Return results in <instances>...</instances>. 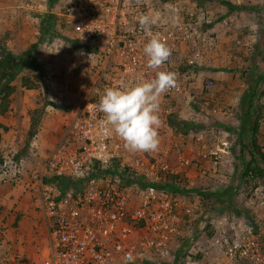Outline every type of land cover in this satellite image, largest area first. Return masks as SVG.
<instances>
[{
  "label": "rangeland",
  "instance_id": "1",
  "mask_svg": "<svg viewBox=\"0 0 264 264\" xmlns=\"http://www.w3.org/2000/svg\"><path fill=\"white\" fill-rule=\"evenodd\" d=\"M77 1L53 0L49 7V0H0V47L17 56L34 52L33 62L27 61L12 82L15 91L10 96L9 110L0 117L4 128L0 129L3 161L0 164V214H6L8 221L7 227L0 226V264H29L27 260L31 261L32 257L41 258V264L52 263L39 190L32 181V174L44 166L59 145L99 75V57L95 53L83 54L72 22L65 16L67 7ZM221 1L235 4L236 9L225 10ZM148 5L156 23L193 20L203 27L209 26L205 28L209 35L206 49L215 50L218 44H215V34L219 31L213 32L214 24L226 20L224 27L232 28L234 22H243L232 29L235 33L226 34L227 40L220 39L227 56L226 53L211 54L208 64L201 66L206 73L198 72L200 67L187 70L179 66L182 69L179 77L191 75L192 86L185 84L186 95L181 94L177 100L164 104L165 111L159 115V147L141 153L169 161L181 155L189 161L180 168L177 180L170 179L183 190L179 195L187 196L188 202L196 207L194 214H201L193 228H199L204 221L205 234L199 241L204 250H213L212 220L226 214L237 225L248 228L252 225L255 242L264 257V204L260 203L264 201V176L252 178V173L246 170L251 166L253 139L259 152L264 154V0H148ZM47 14H52L54 21L49 33L42 27ZM202 59L201 55L195 67ZM208 73L218 74L219 79L208 77ZM166 110L170 113L165 114ZM32 127L35 134L30 138L28 133ZM200 132L207 147L225 141L230 152L218 166L221 172L211 176L207 170L202 183L197 174L201 169H209L211 164L202 158V151L207 147L203 149L198 140ZM257 165L264 170V163L258 158ZM203 183L208 185H201ZM141 187L140 183L135 184L136 189ZM195 195L200 199L196 200ZM2 200L6 202L1 203ZM247 217L251 218V225ZM8 228L11 229L9 236ZM22 228H30L37 239L40 231H45L48 240L45 248L40 247V238L38 243L35 240V249H19L16 239L17 235H22ZM179 244L186 243L182 240ZM185 249L188 256L198 262L207 260L198 247ZM182 250L175 253L177 258ZM212 257L219 259L216 253H212ZM232 264L252 263L244 260Z\"/></svg>",
  "mask_w": 264,
  "mask_h": 264
},
{
  "label": "built area",
  "instance_id": "2",
  "mask_svg": "<svg viewBox=\"0 0 264 264\" xmlns=\"http://www.w3.org/2000/svg\"><path fill=\"white\" fill-rule=\"evenodd\" d=\"M141 14H150L148 0H78L66 9L83 54H97L100 64L98 79L61 142L32 174L50 240L51 264H124L129 252L134 257L131 264H232L244 260L264 264L251 221L246 220L251 225L248 228L226 214L216 216L210 237L213 250H204L199 245L205 234L204 221L193 228L201 217L194 214L196 207L187 196L156 187L169 178L177 180L180 168L189 162L184 156H174L170 166L167 158L129 150L114 132L103 134L101 121L106 117L98 105L105 89L153 79L157 71L173 72L176 86L161 96L159 115L163 114L169 100L187 94L185 84H190L191 75L180 78L179 66L192 70L201 49L209 44L208 32L199 22L155 23L150 31L171 48V55L159 69H150L143 47L151 37L138 23ZM197 137L202 148L207 147L203 133ZM228 149L224 141L202 151L211 167L200 170L199 180L207 170L213 175L219 172ZM60 178L74 181L75 186L63 190L55 180ZM139 183L144 186L136 189ZM195 199L200 197L195 195ZM182 240L185 245L179 244ZM195 246L207 260L198 262L188 256L184 248Z\"/></svg>",
  "mask_w": 264,
  "mask_h": 264
},
{
  "label": "clouds",
  "instance_id": "3",
  "mask_svg": "<svg viewBox=\"0 0 264 264\" xmlns=\"http://www.w3.org/2000/svg\"><path fill=\"white\" fill-rule=\"evenodd\" d=\"M138 23L151 37L143 47L147 67L159 69L168 61L171 48L157 34L151 33L150 27L156 23L153 16L141 14ZM175 86V73L157 71L153 79L140 80L123 88L105 89L98 105L106 117L101 121L103 134L107 136L114 132L133 152L157 150L161 96ZM133 260V254L129 252L124 257V264H131Z\"/></svg>",
  "mask_w": 264,
  "mask_h": 264
},
{
  "label": "trees",
  "instance_id": "4",
  "mask_svg": "<svg viewBox=\"0 0 264 264\" xmlns=\"http://www.w3.org/2000/svg\"><path fill=\"white\" fill-rule=\"evenodd\" d=\"M52 1L53 0H49V7L53 4ZM221 4L226 6L229 10L234 9V6H232L228 2L221 1ZM43 19L45 20L42 24V27H44V32H47V33L51 32V29H53V22H54L53 15L47 14ZM33 54H34L33 51H29V52H25L17 56V55L12 54L5 48L0 47V117L4 116L9 110L10 96L15 91L14 86H12V82L21 73L27 61L31 60V63L33 62L34 60ZM248 106H250V104H248ZM0 129H4L2 124H0ZM185 129H188V128L185 127ZM34 134H35V128L32 127V129L28 133V136L31 138L32 136H34ZM251 147H252V152H251V158H252L251 166L252 167L248 166L246 170L252 173V178H254V175L262 177L264 176V170L261 169L257 165V158L261 163H264V154L259 152L254 139H253V142L251 143ZM2 163L3 161L0 158V164ZM55 180L59 183L60 187L63 190L69 188L70 185L72 187L75 186L74 181L68 180L66 178H60V179H55ZM171 181L172 180L169 178V181L163 182L162 184H157L156 187L163 188L173 193H183V190H181L180 187L175 186L173 182ZM141 186H144V185L141 184ZM247 219L251 221V218L247 217Z\"/></svg>",
  "mask_w": 264,
  "mask_h": 264
},
{
  "label": "crops",
  "instance_id": "5",
  "mask_svg": "<svg viewBox=\"0 0 264 264\" xmlns=\"http://www.w3.org/2000/svg\"><path fill=\"white\" fill-rule=\"evenodd\" d=\"M226 2H228V1H226ZM228 3H230L232 6H234L235 7V4H233V3H231V2H228ZM226 7V6H225ZM224 7V9L225 10H229L227 7V9ZM254 8V7H253ZM234 9H236V8H234ZM252 9V8H251ZM232 10V9H231ZM224 22H225V20H224ZM223 21H222V23L221 24H219V23H217V24H212L213 25V32H217V30L219 31V32H217L216 34H215V44H217L216 45V48H215V50H213L212 48H210V47H208L207 49L206 48H202L201 49V55H202V60H203V62L202 63H200V65L199 66H196V67H194V68H199L200 67V69L198 70V72H200V73H206L207 71H206V69H204V68H201V66H203V65H205V63L206 64H208V57H210V55L212 54H214V55H218V53L219 54H225L226 53V56H227V51H224L223 50V45H221V42H220V39L221 38H225L226 40H227V33H229L230 31L231 32H234L233 30H235V28L237 27V26H239L240 25V23H243V22H240V21H237V22H234V24H231V26H232V28H229L228 26L227 27H224V25H226L225 23H224ZM212 25H210V28H211V26ZM218 25H221V28H217L218 27ZM249 25H252V23L251 22H249ZM207 27H209V26H205L204 27V29L205 28H207ZM224 29V30H223ZM233 29V30H232ZM223 31L222 33L220 32V31ZM235 33V32H234ZM232 36V35H231ZM231 36H229V38L231 39ZM232 41H233V38H232ZM214 44V45H215ZM224 48H226L225 46H224ZM211 50L212 51H214V53H211ZM227 50V49H226ZM210 63V62H209ZM181 71H182V69H180ZM197 70V69H196ZM179 73H180V71H179ZM195 74V73H194ZM194 74H192V78H193V75ZM221 74V73H220ZM208 75V77H212V78H214V79H219L218 77H219V75L218 74H216V73H213V74H210V73H208L207 74ZM177 77H178V75H177ZM195 78L197 77V75L196 76H194ZM192 83H190V85H191ZM192 86V85H191ZM168 161H169V159H168ZM174 161V160H173ZM173 161H169V163L171 164V165H173L175 162H173ZM223 167V166H222ZM221 172V170L218 172V173H220ZM217 174V173H216ZM211 176H213V174H210ZM215 175V174H214ZM190 177H194L193 175H191ZM219 177V176H218ZM199 180V179H198ZM198 180H196V181H198ZM200 181V180H199ZM201 183H202V181H200ZM194 183H196L197 185H200L199 184V182H194ZM212 183H214V181H212ZM212 183H209V184H212ZM208 185L207 183H203V184H201V185ZM0 188H1V186H0ZM1 198V197H0ZM6 201L5 200H2L1 201V203H5ZM6 214L5 215H3V213H1L0 214V226H3V227H7V223H8V221H7V219L5 220V218H6ZM33 229V228H32ZM10 228H8V230H6V234H7V236H9L10 235ZM21 232H22V235L20 236V235H17V239H16V241H18L19 242V245H18V248L19 249H25V248H34L35 249V240H36V243H38V239L40 240V238H41V240H42V242L41 241H39V244H40V247L42 248V249H44L45 248V246H46V244L48 243V240H47V238H46V233H45V231H40V233H39V238L37 239V237L35 236V233L33 232V234L31 233V231H30V228H22V230H20ZM33 231V230H32ZM15 238H16V236H15ZM36 258H38V256H36ZM28 262H29V264H34V263H36V264H41V262H42V260H41V258L40 259H33V257H32V259H31V261L30 260H27Z\"/></svg>",
  "mask_w": 264,
  "mask_h": 264
}]
</instances>
